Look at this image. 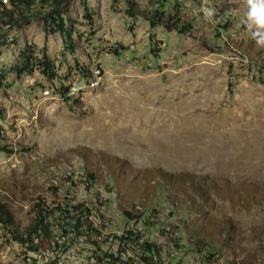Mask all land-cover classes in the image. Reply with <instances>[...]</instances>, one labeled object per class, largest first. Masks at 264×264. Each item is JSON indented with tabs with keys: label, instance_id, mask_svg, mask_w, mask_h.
<instances>
[{
	"label": "rangeland",
	"instance_id": "rangeland-1",
	"mask_svg": "<svg viewBox=\"0 0 264 264\" xmlns=\"http://www.w3.org/2000/svg\"><path fill=\"white\" fill-rule=\"evenodd\" d=\"M41 7L0 24V203L18 231L77 165L111 190L115 229L123 211L157 218L143 228L172 264H264V44L246 0H62L65 39ZM27 49L52 78L17 74ZM83 72L87 93L63 100ZM10 239L0 226V264H26Z\"/></svg>",
	"mask_w": 264,
	"mask_h": 264
},
{
	"label": "trees",
	"instance_id": "trees-1",
	"mask_svg": "<svg viewBox=\"0 0 264 264\" xmlns=\"http://www.w3.org/2000/svg\"><path fill=\"white\" fill-rule=\"evenodd\" d=\"M1 1L2 0H0V24L10 26L13 23V15L15 13L24 15V10L34 11L37 5L40 7L47 5L53 8L50 16L58 32L62 34L64 39L66 38L68 28L64 20L62 18L58 20L54 15L58 13V8L62 0H10V5L8 6L2 4ZM65 1L70 2V0ZM22 55L24 56L23 62L19 64L18 67H15V71L18 75L29 73L33 68H39L48 79L54 76L52 75L53 66L47 55H44L41 59H36L30 55V49L24 51ZM82 74L81 79L85 80L86 76H88L87 72H83ZM66 87L67 85L61 90V96L65 95L67 90ZM66 100L69 101L70 99ZM91 178H94L93 174H91ZM108 190L110 189L108 188ZM109 203L110 201H108V204ZM67 207L66 205V208ZM33 212L34 217L31 224L23 232H19L9 207L5 203H0V226L3 228L6 236L21 247V256L25 259L26 264H57V256L52 257V254H56L59 248L66 247V244L71 246L78 243L80 239L83 240V244L87 247H89L90 244L97 245L93 239H95V237L98 238L99 234L97 230L91 227L90 221L87 218L84 219L83 216L84 213H86V216L89 215V210L86 208L73 217L67 216L66 218L69 219L76 218V224L68 226L67 229L62 227L59 233L53 229V223L50 220L51 211L47 208L46 200L43 197H38ZM65 212L68 213L67 211ZM123 214L127 217L129 222H133L132 224L127 223L124 230L127 231L128 234V243L137 247L135 254L140 256L146 264H165L162 261V247L152 241L151 238H146L144 232H140L145 231L143 227L150 228L154 226L157 218L149 216L144 223L142 222V225H140V216L136 213L123 211ZM83 226H86L85 230ZM163 229L167 230L166 227L160 230ZM160 232L166 235L170 234L174 239L176 238L175 240L177 241L174 242V247H179L177 244L179 243L178 240L181 241V238L174 234V232L168 230ZM119 240L124 241L126 239L119 238ZM211 257H213V254L210 253L204 258L210 259ZM46 259L48 261L44 262ZM168 264H172L169 259Z\"/></svg>",
	"mask_w": 264,
	"mask_h": 264
},
{
	"label": "built area",
	"instance_id": "built-area-1",
	"mask_svg": "<svg viewBox=\"0 0 264 264\" xmlns=\"http://www.w3.org/2000/svg\"><path fill=\"white\" fill-rule=\"evenodd\" d=\"M198 1L201 8L210 2V0ZM1 2L7 6L10 5V0ZM83 81L78 78L67 85L65 95L61 96L62 99L73 100L86 94L87 86L83 84ZM57 176L59 182L53 181L52 197L46 200V206L51 211L50 220L53 223V229L59 233L62 227L67 229L68 226L75 225L76 218L66 217H73L86 208L89 210V215L86 216L84 213V219L87 218L91 227L99 234L98 238L93 239L98 246L90 244L87 247L80 239L76 244L71 246L66 244V247L59 248L56 254H52V257L57 256V264H146L140 256L135 254L137 247L128 243L127 231L115 229L117 224L108 212L111 193L108 188L100 185L96 178H91V173L83 166L67 167L55 177ZM83 229L85 230L86 226H83ZM140 232L146 235L145 231ZM119 238L126 240L121 241ZM168 259L162 256L163 263L168 264ZM47 261L46 259L44 262Z\"/></svg>",
	"mask_w": 264,
	"mask_h": 264
},
{
	"label": "clouds",
	"instance_id": "clouds-1",
	"mask_svg": "<svg viewBox=\"0 0 264 264\" xmlns=\"http://www.w3.org/2000/svg\"><path fill=\"white\" fill-rule=\"evenodd\" d=\"M246 3V27L258 45L264 44V0H246Z\"/></svg>",
	"mask_w": 264,
	"mask_h": 264
}]
</instances>
